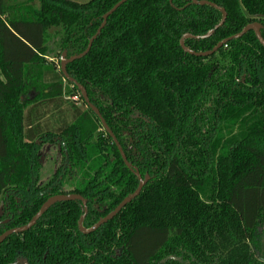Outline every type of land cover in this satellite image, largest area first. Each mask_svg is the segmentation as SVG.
<instances>
[{"label":"trees","instance_id":"1","mask_svg":"<svg viewBox=\"0 0 264 264\" xmlns=\"http://www.w3.org/2000/svg\"><path fill=\"white\" fill-rule=\"evenodd\" d=\"M120 1L0 0V204L8 196L14 214L5 229L27 225L64 186L88 201L89 229L137 190L134 172L150 177L89 235L78 230L81 202L56 204L0 245V264L17 252L31 264H264V46L253 32L208 57L181 45L191 35L185 48L212 51L264 18V0H197L225 10L218 29L223 14L208 5L128 0L98 34ZM93 39L66 71L134 171L60 69L64 52L77 57ZM47 143L72 169L39 186Z\"/></svg>","mask_w":264,"mask_h":264},{"label":"water","instance_id":"2","mask_svg":"<svg viewBox=\"0 0 264 264\" xmlns=\"http://www.w3.org/2000/svg\"><path fill=\"white\" fill-rule=\"evenodd\" d=\"M127 1H128V0H122V1H120V2H119V3H118V4H117V5H116L111 11H109V12L105 15V17H104V23H103L101 29L98 31V34L101 32V30H102V29L104 28V26L106 25L107 19H108L113 13H115V12L118 10V8H120V6H122V5H123L124 3H126ZM205 3H207V2H205ZM211 6H213V7L217 8V9H219V8H218L217 6H215V5H212V4H211ZM222 11H223V10H222ZM220 26H221V25L217 26L216 29H218ZM260 28H261V27H260L259 25H255V24H254V25L247 26V27H246L241 33H239L238 35H236V36H234V37H232V38H230V39H227V40L221 42V43L218 44V45H217L212 51L207 52V53H198V54H197V53H194V52H192V51H190V50H188L187 48L184 47V44H183L184 39H185V38H190V37H191L190 35H187V36H185V37L182 39V41H181V45L183 46L184 50H185L187 53H190V54L196 55V56H198V57H208V56H211V55L217 53V51H218L219 49H221L223 46H225V45H226L228 42H230L231 40H234V39H240V38L243 37L247 32H249V31H251V30L255 32V34H256V36L258 37V39H259V40L261 41V43L264 45V42H263V40L261 39L260 34H259V30H260ZM213 33H214V31H212V32L209 34V36L212 35ZM96 37H97V36H95L94 39H95ZM94 39L91 40V42L89 43V46H88L87 50H86L83 54H81V55H79V56H77V57H73V58L67 59V53L64 52V53L62 54V56H61V67H60V69H61V72L63 73V75L65 76V78H66L67 80H69L70 82H72L73 84H75V85L78 87V89H79V91H80V93H81V95H82V97H83L84 102L86 103V105H87L90 109H92V110L95 112V114L97 115V117L100 119L101 124H102L104 130L110 134L111 138L113 139L114 143L116 144V146H117V148H118V150H119V152H120V155H121V157H122L124 163L126 164V166H127L129 169L132 170V166H131V164L127 161V157H126V155H125V153H124L122 147L120 146V144H119L117 138H116V137L114 136V134L111 132L109 126L107 125V123L105 122V120L103 119V117L101 116L99 110H97V109L91 104V102H90V100H89V97H88V93H87V91L85 90V88H84L82 85H80L79 83H77L74 79H71V78L69 77V75L67 74V71H66L67 65H68L69 63H71V62H73V61H75V60L81 59V58H83L84 56H86V55L89 53V51H90V49H91V46H92V44H93ZM135 174H136V176L138 177V180H139V186H138L137 190H136L132 195H130L129 197H127L125 200H123L122 203H120V205H119V206H118V207H117L112 213H110V214H109L108 216H106L105 218L101 219V220H100L96 225H94L92 228L87 229V230H84L83 227H82V222H83V220H84V218H85L86 213L88 212V211H87V202H86L85 199H83V198L80 197V196H58V197H55V198L50 199V200H49V201H48V202L42 207L41 211H40V212H39V213H38V214L32 219V221H31L27 226H25V227H23V228H20V229H14V230H11V231L5 233L4 235H2V236L0 237V244L3 243L7 237H9V236H11V235H13V234H22V233H25V232L29 231L31 228H33V227L36 225L37 221L42 217V215L46 212V210H47L52 204H54V203H56V202H59V201H74V200L81 201V202L83 203L84 207H85V215H83V216L81 217L80 221H79V224H78L79 229H80V231H81L82 233H84V234H91V233H94L98 228H100L101 226L107 224L108 222L112 221L115 217H117V216L119 215V213H120V212H121L126 206H128L133 200H135V199L141 194V192L143 191L144 187H145V186L147 185V183L149 182L150 178H149V176H147L145 179H142V177L139 175V173H135Z\"/></svg>","mask_w":264,"mask_h":264},{"label":"flooded vegetation","instance_id":"3","mask_svg":"<svg viewBox=\"0 0 264 264\" xmlns=\"http://www.w3.org/2000/svg\"><path fill=\"white\" fill-rule=\"evenodd\" d=\"M192 2L193 3H195V4H200V5H208V6H211V4L212 5H215V6H217L216 4H214V3H211V2H209V1H202V2H197V0H192ZM205 2H207V3H205ZM212 8H215V7H213V6H211ZM219 9H217V8H215V9H217V10H220L221 12H222V14H223V20L221 21V23L219 24V25H223L224 24V22H225V20H226V18H227V14H226V12H225V10L224 9H222V8H220L219 6H217ZM223 10V11H222ZM252 20H254V22H252V23H250V24H248L247 26H250V25H259L261 28H260V30H259V34H260V37H261V39L263 40V38H262V36H261V30L263 29V25H262V23L260 22V20H264V18L262 17V16H255V17H250ZM218 25V26H219ZM220 26V27H221ZM246 26V27H247ZM217 27V26H216ZM246 27H244L239 33H241ZM216 29V28H215ZM212 32V31H211ZM210 32V33H211ZM249 32H253L254 34H255V32L254 31H249ZM249 32H247V33H249ZM209 33V34H210ZM239 33H237L236 35H238ZM246 33V34H247ZM209 34L207 35V36H209ZM245 34V35H246ZM236 35H234V36H236ZM185 36H187V35H185ZM184 36V37H185ZM191 36V35H190ZM234 36H232V37H234ZM255 36H256V34H255ZM183 37V38H184ZM232 37H230V38H232ZM190 38H192V36L190 37ZM230 38H228V39H230ZM242 38V37H241ZM256 38L258 39V37L256 36ZM186 39H189V38H185L184 40H186ZM225 40H227V39H225ZM225 40H223V41H225ZM234 40H238V39H234ZM259 40V39H258ZM182 41V40H181ZM223 41H221V42H223ZM231 41H233V40H231ZM230 41V42H231ZM220 42V43H221ZM259 42L261 43V41L259 40ZM263 42H264V40H263ZM219 43V44H220ZM229 43V42H228ZM227 43V44H228ZM183 44H184V42H183ZM227 44L225 45V46H223V47H226L227 48ZM262 44V43H261ZM263 45V44H262ZM264 46V45H263ZM222 47V48H223ZM220 50V49H219ZM210 52V51H209ZM88 107V106H87ZM89 108V107H88ZM98 110V109H97ZM95 113V112H94ZM97 116V115H96ZM113 140V139H112ZM54 146L53 144H50V143H47V144H45L44 145V147H43V150H42V157H43V152H47L49 149H50V146ZM116 145V144H115ZM46 146H48V147H46ZM56 147H57V149H58V151H57V153H58V155H57V157H56V163L53 165V168L48 172L49 174L47 175V177L46 178H44V179H42V175H43V173H44V170H45V167H44V162H43V160H42V164H43V166H42V169H41V171H40V177H39V186H46V185H48V184H50V182H51V180L54 178V176H56L57 174L59 175V180H62L63 179V176L64 175H66L67 174V172L68 171H71V166L69 165V161H68V159H66V157L65 156H63V154H62V149H61V147L59 146V145H55ZM45 147H46V149H45ZM119 151V150H118ZM120 153V152H119ZM60 159V160H59ZM126 165V164H125ZM128 168V167H127ZM132 171H134V170H132ZM134 173H137V172H134ZM140 175V174H139ZM141 176V175H140ZM147 177V176H146ZM145 177V178H146ZM138 178V177H137ZM150 178V177H149ZM143 179V178H142ZM52 189V188H51ZM64 192H67L66 194H56V195H52V196H50L45 202H44V204L41 206V208H40V210L36 213V215L41 211V209H42V207L50 200V199H52V198H55V197H58V196H80V197H82L83 199H85L83 196H81V195H79V194H77V193H74V189L73 188H71V187H69V186H64ZM86 200V199H85ZM16 202L19 204V203H21L20 202V200L17 198L16 199ZM70 202H81V201H77V200H74V201H59V202H56V203H54V204H52L47 210H46V212H48L52 207H54L56 204H58V203H70ZM86 202H87V211H88V201L86 200ZM82 203V202H81ZM82 205H83V203H82ZM19 207H17V209H20V208H23V205L21 204V205H18ZM83 208H84V214L83 215H85V207H84V205H83ZM46 212L42 215V217L46 214ZM88 213V212H87ZM87 213H86V215H85V217L87 216ZM112 213V212H111ZM36 215H34L33 216V218L36 216ZM82 215V216H83ZM81 216V217H82ZM108 216V215H107ZM41 217V218H42ZM32 218V219H33ZM40 218V219H41ZM105 218V217H104ZM14 219V214H13V212H12V210H11V207H10V204H9V202H8V196H7V198H5L2 202H1V204H0V227H2L3 228V232H2V234L0 235V237L2 236V235H4L5 233H7V232H9V231H11V230H14V229H20V228H23V227H25V226H27L31 221H32V219L29 221V223L27 224V225H24V226H22V227H18V228H9V229H5V227H8L10 224H11V222H12V220ZM39 219V220H40ZM81 219V218H80ZM80 219H79V221H80ZM85 219V218H84ZM39 220L37 221V223H36V225L38 224V222H39ZM79 221H78V224H79ZM99 222V221H98ZM97 222V223H98ZM96 223V224H97ZM82 224H83V222H82ZM95 224V225H96ZM36 225L34 226V227H36ZM34 227L33 228H31L29 231H31L32 229H34ZM82 227H83V225H82ZM93 227V226H92ZM91 227V228H92ZM84 230H87V229H85V228H83ZM90 229V228H89ZM99 229V228H98ZM97 229V230H98ZM78 230L80 231V229H79V226H78ZM96 230V231H97ZM29 231H27V232H29ZM95 231V232H96ZM27 232H25V233H27ZM81 232V231H80ZM25 233H22V234H13V235H24ZM82 233V232H81ZM82 234H84V233H82ZM92 234V233H91ZM84 235H89V234H84ZM12 236V235H11ZM11 236H9V237H11ZM9 237H7L6 239H5V241L9 238ZM4 241V242H5ZM3 242V243H4ZM2 244V243H1ZM0 244V245H1ZM48 254V253H47ZM47 254L45 255V257H44V260L46 261V256H47ZM12 264H31V262H30V260H29V258L28 257H25L21 252H17V255H16V257H15V260H14V262L12 263Z\"/></svg>","mask_w":264,"mask_h":264},{"label":"rangeland","instance_id":"4","mask_svg":"<svg viewBox=\"0 0 264 264\" xmlns=\"http://www.w3.org/2000/svg\"><path fill=\"white\" fill-rule=\"evenodd\" d=\"M20 1H25V0H20ZM71 1H74V2H77V3H81V4H85V3H89L91 0H71ZM55 56L56 55H54V56L52 55L49 60H55L56 63H58V59L53 58ZM72 101H74L77 104L78 98L76 97ZM78 106L80 108H82L83 110L85 109L81 102L78 103ZM46 147H48V146H46ZM46 147H45V149H46ZM57 151H58L57 147L55 145L54 146L51 145L50 149L47 152L46 151L43 152L42 160L44 162L45 170H44V173L42 175V179L47 177V175L49 174L48 172L53 168V165L56 163V157L58 155ZM183 264H187V263L184 262Z\"/></svg>","mask_w":264,"mask_h":264}]
</instances>
